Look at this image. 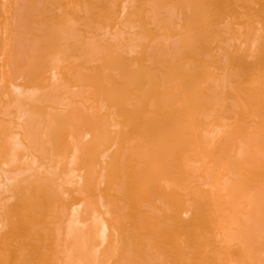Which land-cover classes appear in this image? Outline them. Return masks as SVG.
Returning a JSON list of instances; mask_svg holds the SVG:
<instances>
[{"label": "bare ground", "instance_id": "obj_1", "mask_svg": "<svg viewBox=\"0 0 264 264\" xmlns=\"http://www.w3.org/2000/svg\"><path fill=\"white\" fill-rule=\"evenodd\" d=\"M0 264H264V0H0Z\"/></svg>", "mask_w": 264, "mask_h": 264}]
</instances>
